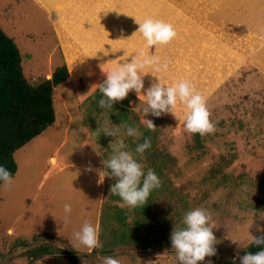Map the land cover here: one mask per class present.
<instances>
[{"label":"rangeland","instance_id":"rangeland-1","mask_svg":"<svg viewBox=\"0 0 264 264\" xmlns=\"http://www.w3.org/2000/svg\"><path fill=\"white\" fill-rule=\"evenodd\" d=\"M174 1L184 13L172 23L178 38L147 49L167 68L146 67L145 88L156 77L190 80L207 97L215 131L190 133L171 113L147 114L156 127L151 147L136 158L161 186L145 205L131 208L110 193L117 178L99 182L116 141L98 128L137 126L139 136L121 130L134 151L148 129L144 100L134 90L113 108L90 98L106 78L102 63L108 61L107 69L144 49L132 23L151 15L147 6L143 0H0V27L18 46L27 80L51 79L64 64L70 72L54 89V124L15 153L14 183L0 187V264H103L105 256L122 264H179L170 235L196 207L210 212L217 249L198 264H240L251 234H264V0ZM110 48L116 52L105 55ZM65 203L72 205L67 224ZM85 220L99 224L102 247L89 251L74 239ZM47 247L73 249L77 257L43 254Z\"/></svg>","mask_w":264,"mask_h":264},{"label":"clouds","instance_id":"clouds-1","mask_svg":"<svg viewBox=\"0 0 264 264\" xmlns=\"http://www.w3.org/2000/svg\"><path fill=\"white\" fill-rule=\"evenodd\" d=\"M135 21L138 28L133 34H140L145 48L167 44L177 36L175 26L164 19L148 15L142 20L135 18ZM109 51L116 52L110 48L107 52L104 51V54L107 55ZM129 56H131L130 60L127 59ZM129 56L107 69L103 66L108 61L100 65L106 74L103 83L98 85L99 91L102 93L98 100L101 108H113L114 103L124 100L129 92L134 90L139 100L141 98L144 100L142 112L145 114V118L143 123L148 129H154L156 125L152 119L148 118L147 114L159 117L162 114L171 113L178 120H183L184 128L190 133L204 135L215 131V124L210 119L207 97L190 80L179 79L168 83L162 82L155 76L157 79L145 88L143 77L148 73L145 71L146 67L155 66L159 70L167 68V64H161L158 56L148 55L143 50ZM94 86L96 85L94 84L90 91ZM178 107L181 108L182 115L177 113ZM98 129H102L106 136L115 137L116 141L112 145L113 150L109 157L103 160L105 169L99 172V182H103L105 177H115L117 179L111 185V194L118 195L123 205L131 208L145 205L151 192L161 186L158 174L151 168L145 172L144 166L136 158V154L142 156L145 150L151 147L150 138L145 137L133 151L129 149L122 138L121 130L123 129V135L135 137L141 135L137 126L125 121L123 124H116L112 127L106 126V123H100ZM0 183L8 188L14 183L12 172L3 164H0ZM71 212L72 205L65 203L63 218L65 224L70 222ZM211 221L212 216L207 209L196 207L189 209L184 214L183 227H174L170 235L171 249L175 250L179 264H198L199 261H204L206 256L216 254L217 249L214 247L216 237L212 231ZM73 236L80 245L85 246L89 251L102 247L98 223L93 224L85 220L80 229L73 233ZM248 243L256 246L264 245V235L254 236L251 234ZM232 259L235 262L236 257ZM239 259L240 264H264V247L256 252L248 251ZM103 264H122V261L114 256H105ZM208 264H212V262L209 261Z\"/></svg>","mask_w":264,"mask_h":264},{"label":"trees","instance_id":"trees-1","mask_svg":"<svg viewBox=\"0 0 264 264\" xmlns=\"http://www.w3.org/2000/svg\"><path fill=\"white\" fill-rule=\"evenodd\" d=\"M159 2L160 0H155V3L153 0H143L150 13L158 9L156 3ZM151 3L155 6L149 7ZM69 77V69L64 64L54 71L51 79L31 84L24 75L18 46L0 27V164L5 165L13 176L17 172L15 153L54 124V89L64 84ZM101 96L98 88L90 99L98 102ZM121 115L123 118L128 116L127 112L123 113V109ZM151 132L152 129H145V137L151 136ZM1 185L2 183L0 187ZM119 213L120 211L117 212L118 217L121 216ZM261 247L264 245L249 244L243 250V255L248 251L256 252ZM41 252L60 254L70 259L77 257L73 249L59 248L55 251L47 247Z\"/></svg>","mask_w":264,"mask_h":264},{"label":"crops","instance_id":"crops-1","mask_svg":"<svg viewBox=\"0 0 264 264\" xmlns=\"http://www.w3.org/2000/svg\"><path fill=\"white\" fill-rule=\"evenodd\" d=\"M178 1H179V3L183 4L185 2L187 3L188 0H178ZM153 2L155 3V0H153ZM154 3H151L148 6L149 7L150 6H155ZM146 4H147V2H146ZM156 4L158 6V9H156L155 11H153L151 13V15L153 14L152 16H155L157 18H159L161 16V14H165L170 19V20H167V21H171V23H174V22H176L178 16L181 13L184 14L182 10H179V7H178L179 4L177 5V3L174 0H160V2L159 3H156ZM187 5H189V3H187ZM54 14H55V11H54ZM140 15L141 16H139V15L138 16H135V18L142 20L143 19L142 13ZM135 18L133 17V23L132 24L136 23ZM114 19H115V22H114L115 24H117V25H118V23L120 24V22H119V20L117 18L114 17ZM187 23H193V22L192 21H187ZM137 26H138L137 23H136V25L134 24V26H133V31L134 32L137 30V28H138ZM121 30H123L127 34L126 27L122 26V29ZM184 35H185V31H183L182 39L184 38ZM126 36H128V35H126ZM128 37H130V36H128ZM177 38H178V36H177ZM138 43L144 44L143 40H141ZM138 43H136V44L138 45ZM184 44H185L186 50L190 49V45H188L186 42H184ZM154 48H155V46H153V49ZM147 49L148 48H145V46H144L143 51H145L148 54L149 53V50L147 51ZM156 52H158V51H156ZM56 157H57V160H58V156H56Z\"/></svg>","mask_w":264,"mask_h":264}]
</instances>
